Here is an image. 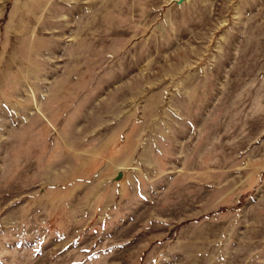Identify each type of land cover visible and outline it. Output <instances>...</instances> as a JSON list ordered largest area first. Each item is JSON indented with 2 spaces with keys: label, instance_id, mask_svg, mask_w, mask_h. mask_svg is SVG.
<instances>
[{
  "label": "rangeland",
  "instance_id": "374dc122",
  "mask_svg": "<svg viewBox=\"0 0 264 264\" xmlns=\"http://www.w3.org/2000/svg\"><path fill=\"white\" fill-rule=\"evenodd\" d=\"M0 264H264V0H0Z\"/></svg>",
  "mask_w": 264,
  "mask_h": 264
},
{
  "label": "water",
  "instance_id": "95a60500",
  "mask_svg": "<svg viewBox=\"0 0 264 264\" xmlns=\"http://www.w3.org/2000/svg\"><path fill=\"white\" fill-rule=\"evenodd\" d=\"M178 3H181V2H183L184 0H176Z\"/></svg>",
  "mask_w": 264,
  "mask_h": 264
}]
</instances>
